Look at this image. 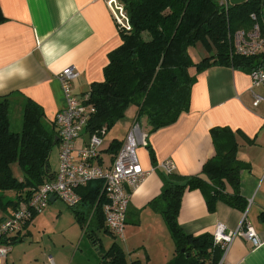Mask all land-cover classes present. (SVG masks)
Wrapping results in <instances>:
<instances>
[{
  "label": "crops",
  "instance_id": "crops-1",
  "mask_svg": "<svg viewBox=\"0 0 264 264\" xmlns=\"http://www.w3.org/2000/svg\"><path fill=\"white\" fill-rule=\"evenodd\" d=\"M0 11L4 18L0 22V97L16 96L15 104L22 103L20 96L32 100L43 108L50 125L66 108L59 74L75 67L79 78L73 84L74 93L89 97L92 84L104 81L110 54L122 44L108 0H0ZM190 53L198 63L214 51L197 44ZM253 92L264 98V87L254 88L250 73L213 66L197 75L190 110L174 125L151 133L146 119L141 120L148 128V142L138 149V156L148 175L134 191L128 210L125 244L129 251L135 250L128 263L168 264L175 256V244L163 216L150 205L167 184V174L154 166L172 160L176 165L173 174L201 176L204 165L216 155V129L232 132L238 144L237 158L245 165L240 173V192L248 201V208L241 212L219 203L216 211L210 213L200 190L187 191L178 221L186 233L199 236L213 235L218 223L235 231L245 219L264 242V223L259 219L264 212V100L254 107ZM137 112L135 106L127 110L126 114L134 117L122 127L120 136L108 133L104 137L102 159L106 165L114 158L106 152L107 148L114 140L123 145L131 126L137 122ZM86 136L78 140V147L86 144ZM57 170H52L54 175ZM227 190L233 192L230 187ZM54 202L46 210L60 217L63 213L53 209ZM11 213L2 214L0 221ZM72 223L77 231L82 229L75 219ZM27 228L28 237L31 227ZM105 229L108 230L104 225V230L95 235L100 242ZM9 256L5 264H11ZM49 259L55 264H66L49 254L43 257L42 264H48ZM226 264H264V244L254 249L245 239L235 240Z\"/></svg>",
  "mask_w": 264,
  "mask_h": 264
},
{
  "label": "trees",
  "instance_id": "trees-1",
  "mask_svg": "<svg viewBox=\"0 0 264 264\" xmlns=\"http://www.w3.org/2000/svg\"><path fill=\"white\" fill-rule=\"evenodd\" d=\"M119 1L128 16L129 29L120 31L122 44L109 56L104 81L91 86L88 102L96 113L86 127V134L104 128L108 133L132 106L138 109L136 121L145 118L150 132H157L174 125L182 114L189 112L198 74L213 66L248 73L263 66L259 56L247 58L233 53L229 41V34L251 29L252 14L261 19L262 0H248L238 6L229 4L228 8L220 5V0ZM3 20L0 11V22ZM197 44L214 54L195 63L190 50ZM15 97H0V211L4 214L13 213L21 201L29 200L43 183L55 178L50 157L53 148L59 146L56 125L47 122L43 108L23 96H20L22 103L15 104ZM14 105L21 107L19 133L11 130L10 112ZM213 135L216 155L204 165L202 175L167 174L166 188L150 203L162 214L175 244L176 254L168 264H219L223 256L213 235L193 236L181 227L178 217L187 191L200 190L210 213L216 211L219 203L241 212L248 208V201L240 192V173L245 165L237 158L238 144L227 129H216ZM121 147L122 142L114 140L106 152L115 156ZM151 156L154 158L152 150ZM102 189L100 180L78 189L82 202L69 207L84 235L99 249L100 241L95 235L105 225ZM10 193L16 200L8 198ZM259 219L264 223V212ZM23 238L26 236L13 239L11 245ZM100 264L129 263L122 247L114 244L109 251L101 252Z\"/></svg>",
  "mask_w": 264,
  "mask_h": 264
},
{
  "label": "built area",
  "instance_id": "built-area-1",
  "mask_svg": "<svg viewBox=\"0 0 264 264\" xmlns=\"http://www.w3.org/2000/svg\"><path fill=\"white\" fill-rule=\"evenodd\" d=\"M262 1L261 19L257 14H252L254 25L250 30L241 29L229 34L233 53L247 58H262L263 66L250 73L254 88L264 87V0ZM108 4L120 31L129 29V19L120 1L108 0ZM229 4V0H220V5L224 8H228ZM78 78L79 72L75 67L64 69L58 76L66 101V108L55 117L59 133V168L53 180L43 183L29 200L21 201L10 216L0 221V264H5L12 250L11 241L23 236L34 216L43 213L50 206L53 197L68 207H77L82 202L77 190L98 180L103 181L102 211L105 226L113 236L125 240L124 233L132 195L148 175L138 156V149L147 145L148 131L135 122L113 161L106 165L102 159V148L107 130L104 128L92 135L86 134V127L96 113V108L88 102L89 97H80L74 93L73 84ZM253 96V106L257 107L264 98L254 92ZM85 135H89L88 141L78 147V140ZM155 169L173 174L176 165L172 160H167ZM95 210L96 208L92 210L85 224L86 229ZM213 237L223 251L219 264H226L229 250L237 239L247 240L254 249L264 244L255 228L245 219L235 231L228 230L223 223H218ZM48 264L55 262L49 259Z\"/></svg>",
  "mask_w": 264,
  "mask_h": 264
},
{
  "label": "rangeland",
  "instance_id": "rangeland-1",
  "mask_svg": "<svg viewBox=\"0 0 264 264\" xmlns=\"http://www.w3.org/2000/svg\"><path fill=\"white\" fill-rule=\"evenodd\" d=\"M20 108L19 105H14L10 112L12 120L11 130L16 133L22 130V113ZM133 117V114L129 115L127 113L126 117L121 119L108 133L114 134L113 136H120L123 133L122 127H124L126 122L132 121ZM141 126L146 131L148 130L145 123L141 122ZM50 166L52 170L59 168L58 146H55L52 150ZM7 196L10 199L16 200L15 195L11 193L7 194ZM52 206H56L53 209H57L63 215L58 217L54 213H48L47 210L43 214L36 215L28 225V227H31V234L27 237L25 232L23 236H26V238L12 245L13 251L9 256L11 264L13 262L14 264H42V259L46 254L52 257H60L66 264H70V262H73V264H100L101 252L109 251L114 244L122 247L128 260H130L129 256L131 253L135 252V250L129 251L127 249L125 240L119 239L106 231H103L100 237L101 248L99 249L87 236L83 235L82 229L77 231V229L73 228L72 220L75 217L71 212L72 210L65 203L57 200ZM2 214L4 213L0 211V217ZM142 252L144 253V251ZM129 264H132V262H129Z\"/></svg>",
  "mask_w": 264,
  "mask_h": 264
},
{
  "label": "water",
  "instance_id": "water-1",
  "mask_svg": "<svg viewBox=\"0 0 264 264\" xmlns=\"http://www.w3.org/2000/svg\"><path fill=\"white\" fill-rule=\"evenodd\" d=\"M248 0H229L230 4L233 6H238V5H242L244 3H246ZM89 98H91V94L89 95ZM89 139V135L86 136V141H88ZM56 141H59V138L56 139ZM56 201V199L53 197L51 199V202Z\"/></svg>",
  "mask_w": 264,
  "mask_h": 264
}]
</instances>
